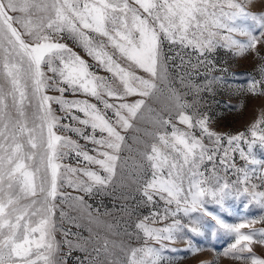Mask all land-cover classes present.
Wrapping results in <instances>:
<instances>
[{"label": "snow or ice", "instance_id": "obj_1", "mask_svg": "<svg viewBox=\"0 0 264 264\" xmlns=\"http://www.w3.org/2000/svg\"><path fill=\"white\" fill-rule=\"evenodd\" d=\"M257 2L0 0V264H57L62 244L69 249L64 264L72 250L86 251L84 245L68 239L73 235L70 229H59L64 239H56L57 210L61 220L68 218L57 200L60 204L73 201L88 209L92 217L91 205L83 195L72 196L61 189L67 186L88 196L108 194L126 163L121 153L130 149L122 131L133 127L147 99L161 91V84L169 93L172 108L166 117L161 113L153 117L157 131L146 132L154 142L141 153L143 163L137 165L138 178L133 179L140 200L132 208L122 206L129 215L141 206L150 209L135 222L143 243L122 248L125 255L119 257L105 240L94 249L95 256L85 259L96 261L103 253L107 264H165L170 261L165 250L179 238L186 240L194 254L200 251L185 232L195 237L223 231L235 237L224 255L264 264V258L252 249L253 243L264 245V228L242 231L264 223V215L235 224L224 218L232 213L231 202L242 198L247 199L245 209L255 204L264 211V158L258 159L254 153L257 144L264 151V115L246 131L230 134L216 131L209 114L201 111L202 94L213 93L214 85L222 79L211 73L227 71L217 69L209 58L218 48L233 56L250 53L258 59L257 76H250L237 90L264 96V57L259 52V46L264 45V10H250ZM64 33L111 73L122 89L91 71L87 61L59 42ZM89 33L98 35L100 41ZM165 42L170 48L179 45L195 53V63L192 56L186 61L181 56V66L188 72L187 77L181 74L179 81L187 92L181 93L170 79L168 65L174 57L164 53ZM107 46L147 75L122 67L114 53L106 51ZM201 75L204 81L196 83ZM48 89L59 94L48 95ZM68 92L94 97L103 110L87 99H67ZM189 95L191 100L186 98ZM132 96L140 98L129 102L126 97ZM53 104L60 106L64 118L83 127L60 125L61 117L55 114ZM28 107L33 109L31 117ZM109 110L114 119L108 117ZM173 116L185 128L178 127ZM58 126L91 142L96 154L90 155L70 137L57 135L54 129ZM89 127L92 132L86 133ZM73 152L78 166L59 162ZM237 154L245 161L243 167L235 162ZM218 165L237 179L230 182L226 175L222 177ZM71 222H75L74 217ZM156 223L162 226H154Z\"/></svg>", "mask_w": 264, "mask_h": 264}, {"label": "rangeland", "instance_id": "obj_2", "mask_svg": "<svg viewBox=\"0 0 264 264\" xmlns=\"http://www.w3.org/2000/svg\"><path fill=\"white\" fill-rule=\"evenodd\" d=\"M251 11L260 12L264 10V3L258 0L256 4L250 7ZM87 31V30H86ZM92 35L94 40L99 42L100 37L94 33ZM243 40V37H237ZM59 42L66 43L73 49L79 56H81L91 66L90 70L99 76L106 77L108 81L117 88L122 89V85L118 80L112 76L111 73L101 68L97 61L88 56L83 47L74 40L67 33H64L63 39ZM106 51L114 53L113 58L121 64L122 67L129 68V70L135 71L138 75L146 76L142 70L137 69L126 58L120 57L118 53L111 46L106 47ZM164 53L167 56L174 57V60L169 61L170 79L173 81L174 87L181 91V93L187 92L188 89L184 88L179 81L181 74L187 77L188 69L186 66H181V56L186 61L189 56H192V62L195 63V53L191 49H181L179 45L170 46L165 42ZM260 56L264 57V45L259 46ZM179 53V55H177ZM215 62L217 69H227V71H213L212 76L221 77V81L214 85L215 91L213 93H203V108L202 112H207L211 118L213 127L218 132L235 134L240 131H246L252 123L257 121L262 115H264V96H253L246 92L238 91V87L245 86L250 76H257L255 66L258 63V59L253 57L250 53L245 54L242 57L233 56L230 51L224 48H218L214 54L210 57ZM45 71L47 69L45 68ZM203 72V69H201ZM48 75H52L48 73ZM204 76H200L195 79L196 83H202ZM161 91L157 92L151 98L147 99L146 105L141 110L140 115L133 121V127L122 131V135L126 137V144L130 146L126 148L122 153V161L124 166L118 170L116 180L111 188L108 189V194L88 196L78 190L64 186L61 191L70 193L72 196H84L86 204L91 205L92 217L88 216V209L75 205V202L68 201L65 204H60L57 200L56 203L60 205L68 213V218L61 220L59 210L55 215L57 223L56 239L63 241L64 237L59 229H70L73 235H70L68 239L78 241L86 248V251H80L78 249L72 250L71 254L67 256L66 264H107V260L103 253L96 261L86 260V257H93L96 255L94 249L103 245L104 241L109 242V248L115 256L123 257L125 253L122 248L127 250L131 247L139 246L143 243L142 234L138 237L135 230V222L145 215H148L150 209L148 207L141 206L138 211L133 212L131 215L128 212L123 211L122 206L127 205L129 208L136 206L140 200L139 194L136 192L137 184L133 183L134 178L137 177L138 168L137 165L143 163L141 153L154 142L151 136L146 135V132H155L158 130L157 125L153 122V117L157 113H161L165 117L168 115V111L171 110L172 105L168 99L169 93L163 84L160 85ZM48 95H58L59 93L55 89H48ZM67 99H87L89 102L97 104V107L103 110V105L99 103L94 97L87 96L82 93H77L75 96L68 92L65 94ZM107 98V97H106ZM138 96L126 97L131 102L135 99H139ZM191 100L189 95L186 97ZM109 102H116L111 98H108ZM55 114L61 117L59 121L60 125L73 124L76 127H83L76 122L70 120V118H64L65 113L61 110L58 104L52 105ZM149 108L154 111L149 112ZM75 111V110H73ZM191 112V110H189ZM29 117L33 113L31 107L27 108ZM75 114L83 118V114L75 111ZM108 117L113 118L112 112H107ZM173 122L175 117L173 116ZM180 128H185L184 125L177 123ZM264 127V126H262ZM163 130V129H161ZM54 131L57 135L70 137L75 140L84 150L89 151L90 155L96 153L92 151L95 147L91 142L85 141L76 133L65 131L62 127H56ZM167 131H171L169 127ZM86 133H91L92 129L86 128ZM199 135V133H196ZM95 135L99 138L101 133L97 131ZM249 139H251L249 135ZM207 143V141H205ZM254 153L258 159L264 158V151H261L258 144L254 146ZM77 157L75 153L59 161L65 165L73 167L77 165ZM235 162L238 166L243 167L245 161L241 160L237 154ZM85 163L80 164V167L85 166ZM95 169L97 166L89 165ZM146 167V165H145ZM206 167H211L210 164H206ZM252 166H249L251 169ZM219 174L223 177L226 175L227 179L231 182L237 179V176L233 172L225 173L224 169L218 165ZM150 174V173H149ZM83 179L82 174H78ZM146 178V177H145ZM253 182L259 183L254 180ZM264 190V189H261ZM135 196V199L132 197ZM232 213L231 215H224V218L228 223H240L243 220L258 219L264 215V211H261L255 204L250 205L247 209L244 208V204L247 203L246 198H242L240 201H232ZM69 204L75 206L69 207ZM159 207H162V202ZM210 210H214L210 208ZM218 211V210H217ZM75 218V222H71V218ZM37 219L38 218H34ZM187 223V220L184 221ZM151 223V221H149ZM78 225V226H77ZM35 226V225H33ZM154 226H162L160 223H156ZM264 228V223H256L251 228L242 229L244 233L250 232L252 229ZM38 235V234H37ZM190 237L193 244L200 249L199 252L193 253L188 250L187 242L184 238L177 239L170 245L168 250H165L164 255L170 257V261H166L165 264H199L203 261L204 264H250L249 259H235L232 255H224L226 249L234 243L235 237L224 233L223 231L217 232L214 236L211 231H208L203 236L192 237L190 233L184 234ZM174 249V250H172ZM253 252L264 258V245L259 243L252 244ZM69 252L66 245H61V251L57 256V264H64V257ZM241 255H247L241 254Z\"/></svg>", "mask_w": 264, "mask_h": 264}]
</instances>
